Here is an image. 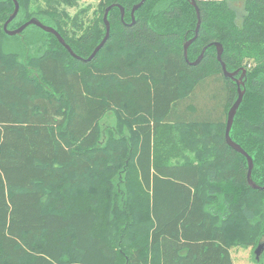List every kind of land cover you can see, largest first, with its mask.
I'll return each mask as SVG.
<instances>
[{"label": "trees", "instance_id": "1", "mask_svg": "<svg viewBox=\"0 0 264 264\" xmlns=\"http://www.w3.org/2000/svg\"><path fill=\"white\" fill-rule=\"evenodd\" d=\"M45 1L18 0L8 29L35 18L80 58L36 25L7 34L15 4L0 0V264H234L256 250L264 189L226 142L238 88L216 44L245 71L230 134L264 186V0H196L189 62L191 0H146L134 23L141 0H104L92 24L72 20L81 34L54 8L74 0Z\"/></svg>", "mask_w": 264, "mask_h": 264}, {"label": "water", "instance_id": "2", "mask_svg": "<svg viewBox=\"0 0 264 264\" xmlns=\"http://www.w3.org/2000/svg\"><path fill=\"white\" fill-rule=\"evenodd\" d=\"M14 4H15V9L13 11V13L11 14V16L9 17V19L6 21L5 25H4V29L6 31L7 34L14 36L17 34L22 33L25 28H27L29 25H36L39 28L43 29L46 32H50L52 34H54L56 36V38L58 39V41L70 52V54L75 57V58H80L79 56H77L75 54V52L71 49V47L66 43L65 39L62 37V35L53 27L48 26L43 24L42 22H40L39 20L33 18L31 20H29L28 22L24 23L23 25H21L19 28L13 29V30H9L8 29V24L17 16L19 9H20V5L18 0H13ZM146 2V0H141L138 4H136L131 11V15H132V22H135V12ZM191 4L195 7L196 12H197V18H198V22H197V26L195 29V35L194 37H192L191 39H189L187 42H185L184 44V56L186 58V60L189 62L188 60V48L189 46L197 39L198 34H199V30H200V26L202 23V19H201V14H200V9L197 5L196 0H191ZM113 6H109L104 14V23L106 25V35L104 37V39L102 40V42L95 48V50L93 51V53L91 54V56L89 58H87V60H91L98 52L99 50L104 46V44L106 43V41L109 38L110 35V23L108 21V14L110 12V10L112 9ZM121 9V13H122V19H124L125 16V9L121 6H119ZM217 47V58L219 60V62L222 65L223 68V73L225 75L226 78H231L233 80H235V82L237 83V88H238V97L236 99V101L234 102V104L231 106V108L229 109L228 112V117H227V125H226V130H225V138H226V142L228 143L229 146H231L235 151L243 154L247 160H248V173H247V180L249 185L254 188V189H264V186H259L252 178V170L254 167V162L252 157L241 147V145H239L238 143H236L232 138H231V129L233 126V122H234V118L235 115L237 113L238 108L240 107L242 101H243V97L245 94V89L243 88L244 86V81H243V76L245 71L243 72V74L240 77H237L238 71H234V72H230L228 71L226 64L223 62L222 60V54H223V46L219 43L216 44ZM206 51V48H204L203 52L200 54V56L194 61L191 62L192 64H197L203 57L204 52ZM264 250V242H260L255 250L256 253V257L259 260L260 259V255L262 254Z\"/></svg>", "mask_w": 264, "mask_h": 264}, {"label": "rangeland", "instance_id": "3", "mask_svg": "<svg viewBox=\"0 0 264 264\" xmlns=\"http://www.w3.org/2000/svg\"><path fill=\"white\" fill-rule=\"evenodd\" d=\"M103 1L104 0H74L73 4L59 3L55 5L54 8L55 12L60 15V18L63 22V26H65V28H72L73 33L78 32L79 34H81L82 30L78 27L80 25H75L72 20L77 17L79 23H82L84 26L92 24L93 20H95V18L100 14ZM45 3V0H34L32 9L38 10V6L44 8L43 6H45ZM235 7L237 8L239 16L241 17L243 13L242 4L236 3ZM29 34H32V32H30ZM11 44L15 43L11 42ZM9 48L17 49V46L15 47V45H10ZM35 53H40L39 49H35ZM215 91L219 93L220 89L217 88ZM103 122L105 123V126H112L115 123V118L113 115H110L106 117ZM262 239L264 240V237ZM254 250L255 249L252 246L246 248L239 247L238 250H233L232 256L234 264H264V250L259 260L256 259Z\"/></svg>", "mask_w": 264, "mask_h": 264}]
</instances>
